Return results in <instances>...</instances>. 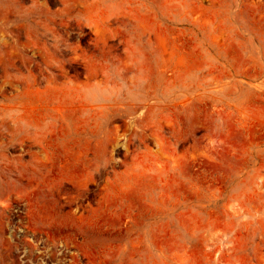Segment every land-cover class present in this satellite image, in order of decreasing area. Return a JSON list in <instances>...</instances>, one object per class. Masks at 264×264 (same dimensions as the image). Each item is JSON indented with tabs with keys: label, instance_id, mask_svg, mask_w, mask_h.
Listing matches in <instances>:
<instances>
[{
	"label": "rangeland",
	"instance_id": "374dc122",
	"mask_svg": "<svg viewBox=\"0 0 264 264\" xmlns=\"http://www.w3.org/2000/svg\"><path fill=\"white\" fill-rule=\"evenodd\" d=\"M0 264H264V0H0Z\"/></svg>",
	"mask_w": 264,
	"mask_h": 264
}]
</instances>
